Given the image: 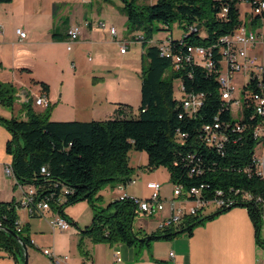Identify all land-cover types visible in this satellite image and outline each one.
Segmentation results:
<instances>
[{"label":"trees","instance_id":"1","mask_svg":"<svg viewBox=\"0 0 264 264\" xmlns=\"http://www.w3.org/2000/svg\"><path fill=\"white\" fill-rule=\"evenodd\" d=\"M11 1L0 0V4ZM121 1L127 29L133 33V38L142 36L139 41L145 56L140 71L137 114L132 116V107L120 103L112 118L53 120L47 110L35 113L27 103L23 105L25 118L0 115V124L10 134L5 151L11 156L14 178L17 183L33 189L36 201H47L50 209L64 218L67 205L86 200L92 209V221L79 231L94 242H121L141 248L155 240H171L181 233L191 236L195 226L241 206L252 222L256 242L264 243L260 238L262 204L256 200L260 197L264 201V180L255 173L247 176L239 171L251 163L256 140L245 133L237 137L235 143L226 145L221 154L201 139L202 125L212 121L214 116L222 123L236 121L220 99L216 72H209L193 62H184L174 70L171 59L160 54V43L164 40L146 45L152 39L153 22L164 24L169 30V24L177 21L187 33L179 39L169 35L165 39L167 48L172 53H184L187 46H202L212 52L217 67L221 58L220 38L241 23L256 25L264 19V13L253 16L244 11L246 19L241 17L240 4L245 2L250 7L254 0ZM50 38L62 40L57 28ZM175 81L183 85V91H175ZM36 83L47 93V83ZM15 92L12 84L0 82V104L12 105ZM194 93H203L204 100L201 107L190 114L183 107V97ZM248 118L246 115L243 122H248ZM130 150L145 152L147 170L167 168L173 185L190 188L202 183L204 194L214 197L220 190L219 196L234 198L233 204L217 207L216 211L204 215L186 216L180 223L150 233L134 228V219L140 212L129 198H116L103 207L97 204L100 199L97 191L102 185L125 184L132 178L133 168L128 163ZM41 167L46 171L42 172ZM244 193L252 198L245 199ZM19 207V201H0V226L18 234L28 247L31 242L27 228L17 230ZM0 250L23 264L20 242L1 229Z\"/></svg>","mask_w":264,"mask_h":264},{"label":"crops","instance_id":"2","mask_svg":"<svg viewBox=\"0 0 264 264\" xmlns=\"http://www.w3.org/2000/svg\"><path fill=\"white\" fill-rule=\"evenodd\" d=\"M41 1L32 0L29 6L28 0H12L9 3L6 17H12L18 8L21 14L35 15L39 9L38 3ZM83 18V23L76 19L73 23L61 26L60 29L56 27L58 35L62 37V40L56 42H67L66 31L72 25L80 27V34L75 43L86 41L93 27L90 19L86 16ZM51 24L53 26L51 28H54V21ZM261 24V28H264V19ZM16 28L21 27L17 26ZM1 34L3 35L4 32H0V42H3ZM129 38H132V35ZM117 40L124 41L123 38ZM254 52L260 54L262 48L256 47ZM120 54L125 55L126 52H120ZM5 64L0 53V82L12 84L16 91L27 88L33 92L40 89L36 82L47 83L49 102L55 101V108L58 107L60 111L68 113L69 118L72 119H76L77 115L85 116L77 117L78 120H88L86 117L90 120L112 118L116 115L120 103L129 104L133 111L140 102V83L132 81L131 85L117 71L109 70L110 76L108 77L95 73L97 65L92 69L91 77L86 79L83 85L76 83L71 86L72 83L66 84L65 81H62L59 93L55 90L53 94L52 83L38 77L34 71L23 67L7 70ZM130 89L132 92L129 91ZM131 93L136 96V99H134L135 96L131 97ZM16 105L18 109L13 112L0 109V115L7 118L12 116L25 118L26 113L23 105L17 103ZM30 107L35 113L44 112L42 107L32 103H30ZM83 113L84 115H82ZM9 137L8 130L0 124V201H20L27 189L26 186L17 183L14 176H8L3 171V165L11 162V156L5 151V143ZM149 181L157 182L151 177H144V182ZM135 184L136 180L127 186L128 188L125 187L124 192L130 196H138L137 191L129 190L131 185ZM209 212L211 211H206L204 214ZM17 213L19 224L22 228H27V235L31 240L29 248L27 247L28 264H53L50 257L42 252L43 248H50L56 254L66 255V264H264V243L256 242L252 222L246 209L241 206L233 207L195 226L191 236L184 234L171 240L159 239L150 243L149 246L141 248L131 247L121 242L112 244L94 242L89 236H82L79 231L80 215L71 212L69 213L71 217L65 216L76 225L71 223V228L66 230L52 228L50 219L58 214L53 210L46 211L42 215L43 219L29 218L27 208L23 206L18 208ZM165 215L166 211L157 213L156 224ZM144 226L146 227L147 224L138 225L145 230ZM115 251H119L120 260H116ZM169 251H173V258L168 257ZM0 264L19 263L11 255L0 250Z\"/></svg>","mask_w":264,"mask_h":264},{"label":"rangeland","instance_id":"3","mask_svg":"<svg viewBox=\"0 0 264 264\" xmlns=\"http://www.w3.org/2000/svg\"><path fill=\"white\" fill-rule=\"evenodd\" d=\"M31 1L28 0L29 6ZM152 1L154 0H137L138 3H150ZM9 6V3L0 4V24L2 25L1 31L4 32L3 35L1 34L4 40L0 42V53L4 63H6L7 70L23 67L34 71L38 77L52 83L53 94L55 90L59 93L60 82L62 81H65L66 84L72 83L71 86L76 83L83 85L86 82L85 80L91 77V71L95 65H97L95 73L108 77L110 76L109 70L117 71L131 85L132 81L140 83L141 64L145 58L144 50L140 41L129 38L133 33H130L127 29L126 15L122 10L121 0H42L38 3L39 9L35 15L21 14L18 8L14 11L12 17H6ZM240 10L241 17L246 19L244 11H247L248 15L250 14L249 5L242 2ZM84 16L91 20L93 27L86 41L67 43L51 40L50 35L52 32H56V27L60 29L61 26L73 23L76 19L83 23ZM53 21L55 26L51 28ZM101 22L106 24L105 29L97 28ZM17 26L26 31L27 37L25 39H19L15 32ZM110 26L116 29V36L109 33L108 28ZM152 26L154 28L152 39L146 45H151L156 40H165L169 35L173 39H179L187 33V30L177 21L169 24V30L168 26L158 22H153ZM138 33L145 34L144 31H138ZM118 38H123L126 42L125 55L120 54L119 44L116 42ZM67 46H69V49H67ZM261 48L262 53L260 55L264 56V46H261ZM243 72V68L236 71L231 82L241 101L243 99ZM174 87L177 92V81L174 82ZM129 91L132 92V89ZM134 96L131 93V97ZM134 99H136V96ZM55 106V101L51 100L49 107L43 108L47 110L50 119L78 120L77 117H85L77 115L76 119L69 118L68 113L60 111ZM0 109L13 112L18 109V106L15 102L12 105L0 104ZM132 113V116L137 114V107L134 108ZM86 119L90 120L87 117ZM262 147L263 142L256 144L255 155L260 154ZM146 158L145 152L129 151L128 163L133 168L132 176L136 180V184L131 185L129 190L137 191L139 193L137 195L142 198H148L151 191L145 187L144 177H151L161 184V197L169 198L172 195L173 183L170 180L167 168L160 166L153 170H147L144 168ZM127 186H130V184L125 187ZM119 192L112 183L102 185L97 191V195L100 196L97 204L102 207L106 206L117 198ZM69 210L75 215H80L79 228L82 229L90 225L93 213L90 204L86 200H80L64 208V214L71 217ZM205 211L214 212L216 208L214 205H210L205 208ZM28 216L33 219H43L39 215L30 217L28 214ZM156 216L157 214L149 216L140 213L135 217L133 226L138 228V225L146 223L147 226H144L146 232L157 231ZM184 234L186 233L180 235ZM260 238L264 241V222L261 225Z\"/></svg>","mask_w":264,"mask_h":264},{"label":"built area","instance_id":"4","mask_svg":"<svg viewBox=\"0 0 264 264\" xmlns=\"http://www.w3.org/2000/svg\"><path fill=\"white\" fill-rule=\"evenodd\" d=\"M264 13V0H254L250 5V14L260 15ZM263 20V19H262ZM261 20V21H262ZM261 21L256 25L250 26L241 23L236 26L229 34L220 38L219 64L216 67L215 59L211 51L206 50L202 46H187L184 53H172L167 48L166 40L160 43L161 55L170 58L172 68L179 69L184 62H193L203 66L209 72L214 70L219 83L220 99L227 104L230 115L236 119L233 124L229 122L222 123L218 116H214L212 121L206 122L200 129V135L203 143L214 146L221 154L224 153L226 145L235 143L238 138L248 133L256 143L252 149L251 163L244 165L239 169L242 173L250 176L255 173L264 180V56L254 52L256 47L264 46V28H261ZM0 24V32H1ZM99 29H105L106 24L101 22ZM109 33L116 36V29L110 26ZM19 39L26 38V32L21 28L15 29ZM67 43L76 41L80 34L78 25L70 26L67 31ZM134 41L142 39L141 35L131 38ZM120 52L124 53L126 42L117 40ZM69 49V46H67ZM244 69L242 101L231 82L236 71ZM252 83L254 87H252ZM245 86V87H244ZM184 90V87L177 81V92ZM14 102L17 104L32 103L35 106L47 108L49 99L47 93L41 88L37 92L30 89H19L15 92ZM204 100L203 93L188 94L183 97V107L190 114L201 107ZM249 111V114H248ZM248 115V122L244 123L245 116ZM233 134L236 137H231ZM238 137V138H237ZM263 142L260 154L255 155V146L257 143ZM3 171L8 176H14L11 162L3 165ZM41 171L45 172V167H41ZM200 172V170L198 171ZM135 178H131L125 184L116 185V189L120 192L117 198L122 200L129 198L136 205L137 210L144 215H154L166 211V215L158 222L157 228L164 229L182 222L183 218L194 214H204L205 208L214 205L217 207H229L233 204L234 198L220 197V190L216 191V196L209 197L204 194V184L192 185L190 188H181V184L173 185L172 195L169 198H162L160 195V184L155 181L146 183V188L151 191L148 198L138 196H130L124 192L125 186L133 184ZM34 191L28 187L24 191L23 198L19 201L20 206L27 208L30 216H42L46 211L50 210L47 201H36ZM246 199L252 198L249 193H244ZM256 200L261 202V219L264 222V201L257 197ZM52 228L66 230L71 228V223L59 214L50 219ZM17 230H21V225L17 221ZM31 242V240H30ZM42 252L52 260L53 264H66V255H59L50 248H43ZM168 257L173 258V251L168 252ZM116 260H120L119 251H115Z\"/></svg>","mask_w":264,"mask_h":264},{"label":"water","instance_id":"5","mask_svg":"<svg viewBox=\"0 0 264 264\" xmlns=\"http://www.w3.org/2000/svg\"><path fill=\"white\" fill-rule=\"evenodd\" d=\"M0 229L1 230H5L7 231L8 233H11L13 236L16 237V239L20 242L22 248H23V264H28V248H27V245L26 243L22 240V238L16 234L15 232L11 231V230H8V229H5L3 228L2 226H0Z\"/></svg>","mask_w":264,"mask_h":264},{"label":"bare ground","instance_id":"6","mask_svg":"<svg viewBox=\"0 0 264 264\" xmlns=\"http://www.w3.org/2000/svg\"><path fill=\"white\" fill-rule=\"evenodd\" d=\"M182 188V187H181Z\"/></svg>","mask_w":264,"mask_h":264}]
</instances>
